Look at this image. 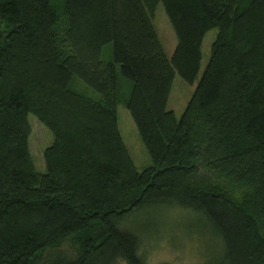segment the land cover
Masks as SVG:
<instances>
[{
	"label": "trees",
	"instance_id": "1",
	"mask_svg": "<svg viewBox=\"0 0 264 264\" xmlns=\"http://www.w3.org/2000/svg\"><path fill=\"white\" fill-rule=\"evenodd\" d=\"M158 3L176 37L170 56L152 24ZM0 22V264H145L122 222L169 202L220 237L206 264H264V0H0ZM212 28L176 116L174 76L194 82ZM74 75L97 97L70 88ZM119 103L151 160L141 171ZM29 113L53 135L44 172Z\"/></svg>",
	"mask_w": 264,
	"mask_h": 264
},
{
	"label": "rangeland",
	"instance_id": "2",
	"mask_svg": "<svg viewBox=\"0 0 264 264\" xmlns=\"http://www.w3.org/2000/svg\"><path fill=\"white\" fill-rule=\"evenodd\" d=\"M151 18L160 42L166 54L170 56L176 45V37L161 3L155 6ZM3 28V23L0 22V39ZM216 32L217 29L212 28L204 35L200 68L194 82L190 84L178 74L174 76L167 109L173 110L176 116H180L182 113L207 64L211 43ZM101 58L103 60L112 59L111 43L102 47ZM120 78V96L125 98L129 92L130 82L121 76ZM70 88L97 97V94L75 75L70 83ZM27 119L31 128L28 139L30 154L36 169L39 172H44L46 167L43 151L52 143L53 135L32 113L28 114ZM117 122L122 140L137 170L141 171L151 164V160L139 137L133 119L123 103L117 105ZM122 225L137 234L139 238L138 254L145 264H157L164 261L206 264L211 254L222 251L223 248L220 237L196 212L176 202L146 205L126 217ZM115 264L126 263L118 260Z\"/></svg>",
	"mask_w": 264,
	"mask_h": 264
}]
</instances>
